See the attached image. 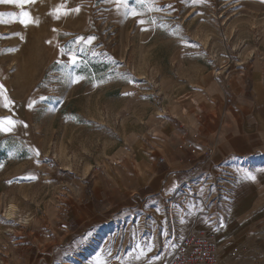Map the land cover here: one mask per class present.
I'll return each mask as SVG.
<instances>
[{"label":"rangeland","instance_id":"rangeland-1","mask_svg":"<svg viewBox=\"0 0 264 264\" xmlns=\"http://www.w3.org/2000/svg\"><path fill=\"white\" fill-rule=\"evenodd\" d=\"M24 11L34 20L28 28ZM92 36V45L77 44ZM253 74L264 78L260 0L0 5V83L15 102L13 110L0 102V117L17 122L0 133V264H147L134 255L148 242L150 255L169 253L183 237L176 198L140 199L127 212L115 184L135 182L137 155L162 164L167 149L192 154L185 147L196 146L199 129L219 126L237 78ZM10 203L20 210L14 218L4 214Z\"/></svg>","mask_w":264,"mask_h":264},{"label":"crops","instance_id":"crops-1","mask_svg":"<svg viewBox=\"0 0 264 264\" xmlns=\"http://www.w3.org/2000/svg\"><path fill=\"white\" fill-rule=\"evenodd\" d=\"M232 92L219 126L199 129L196 146L202 150L213 146V155L170 148L162 164L147 154L137 155V179L128 187L119 178L115 194L120 201L131 202L123 206L127 212L140 199L165 205L174 196L185 217L183 236L191 228L212 231L221 252L239 248L238 263L264 264V241L252 235L253 230L264 233V78L240 76ZM101 198L93 195L95 200ZM85 208L93 215V205Z\"/></svg>","mask_w":264,"mask_h":264},{"label":"snow or ice","instance_id":"snow-or-ice-1","mask_svg":"<svg viewBox=\"0 0 264 264\" xmlns=\"http://www.w3.org/2000/svg\"><path fill=\"white\" fill-rule=\"evenodd\" d=\"M261 3H264V0H260ZM36 0H0V5H13L16 6L18 5L21 9H24L25 6L27 5H32L35 4ZM112 3L114 5H120L121 7H123V0H112ZM194 3H200L203 4L204 0H194ZM172 6L169 5V8H171ZM162 10V9H161ZM60 9L56 10V19L59 21L60 20ZM76 13H79L81 11L80 8H75L73 10ZM65 15H67L68 13L65 11L64 13ZM22 19L19 21V23L24 27V28H28L31 24L34 23V20L31 16V13L24 11L22 12ZM132 15L134 17L138 18V14L135 12V10H133ZM139 24L144 25L145 21L142 18L138 19ZM145 31H147L148 29H143ZM53 31H56V29H53ZM20 39H23V37H20ZM95 37H80L79 40L77 41V44L79 43H85L86 45H92L95 41ZM183 39V38H182ZM49 43L51 44V41H49ZM61 54L65 55L66 53H64L63 50H61ZM69 59L71 61V63L73 65H75L77 63V57L73 54L69 56ZM85 79L82 76H77L75 78V83H79L81 80ZM8 89L5 87V85L3 83H0V102H2V106L7 109V110H13L15 108V102L8 96ZM125 95H130L129 93H125ZM43 99V98H42ZM34 101L31 103H28L27 107L29 110H32L34 108ZM17 127V122L14 119L8 118V117H0V133H4V134H12L15 129ZM24 128H27L28 125L25 123L23 124ZM35 155L37 157H39L40 152L39 150H35ZM4 165L0 164V169H3ZM29 179H36L35 177H29ZM252 180H255V176H252ZM8 183H11L10 181ZM158 210V209H157ZM189 215H191V213H188ZM185 221V217L181 216L180 218V222L181 224H183ZM162 234L167 238L170 233L168 232V230L166 228L163 229ZM168 250L169 252H172L174 255L175 253L178 251L177 246L175 244H170L168 246ZM155 251V244L154 242H148L146 245H141V244H137L136 245V251H135V255H134V259L136 261H147V264H158V262H162L165 257L160 255L158 252L155 254V256L150 255L151 253H153ZM109 257H111V253L108 254ZM94 264H108L107 260H101L100 258H97V260L94 262Z\"/></svg>","mask_w":264,"mask_h":264},{"label":"built area","instance_id":"built-area-1","mask_svg":"<svg viewBox=\"0 0 264 264\" xmlns=\"http://www.w3.org/2000/svg\"><path fill=\"white\" fill-rule=\"evenodd\" d=\"M185 148L189 149L193 155H197L198 148L192 143H188ZM213 153V149H207L204 154L210 156ZM159 161L164 162V158H160ZM206 213L211 217L212 213L210 209L206 208ZM254 234L260 236L257 232H254ZM176 246L178 251L175 255L172 252L167 253L161 264H238V249H234L226 257H223L220 253L216 236L212 231H201L191 228L178 241ZM242 264L251 263L246 262Z\"/></svg>","mask_w":264,"mask_h":264},{"label":"clouds","instance_id":"clouds-1","mask_svg":"<svg viewBox=\"0 0 264 264\" xmlns=\"http://www.w3.org/2000/svg\"><path fill=\"white\" fill-rule=\"evenodd\" d=\"M20 210H19V208L16 206V204L15 203H10L9 205H8V208H7V210L5 211V215L6 216H9V217H12V218H14L15 217V215L19 212ZM22 223H26V221H21Z\"/></svg>","mask_w":264,"mask_h":264}]
</instances>
